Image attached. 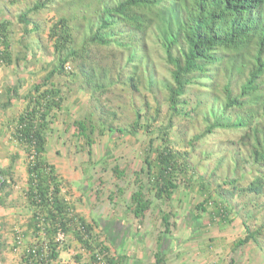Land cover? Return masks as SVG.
<instances>
[{
  "label": "trees",
  "instance_id": "1",
  "mask_svg": "<svg viewBox=\"0 0 264 264\" xmlns=\"http://www.w3.org/2000/svg\"><path fill=\"white\" fill-rule=\"evenodd\" d=\"M20 64L28 77L5 87L0 110L23 99L7 125L24 153L21 196L29 209L16 243L37 238L27 241L22 264H62L58 234L86 251L87 264L129 263L101 241L99 220L75 211L46 155L70 84L90 95L89 109L64 121L89 156L96 134L148 137L147 186L136 174L130 194L135 218L142 220L153 200L169 202L185 188L201 196L193 208L209 211L211 222L240 217L244 234L235 247L254 243L264 251V0H0V66ZM124 90L143 101L132 103L122 126L106 95L121 99ZM18 158L11 153L0 164V208L15 205ZM112 170L121 175L118 166ZM171 216L161 210L153 264H169ZM99 231L106 242L113 234L110 224ZM5 247L0 236V260Z\"/></svg>",
  "mask_w": 264,
  "mask_h": 264
},
{
  "label": "rangeland",
  "instance_id": "2",
  "mask_svg": "<svg viewBox=\"0 0 264 264\" xmlns=\"http://www.w3.org/2000/svg\"><path fill=\"white\" fill-rule=\"evenodd\" d=\"M33 74H37V71ZM27 77L23 64L17 69L0 66V100L7 85H14L18 79ZM25 87L22 86L19 91L23 93ZM70 88L71 91L65 96L64 109L59 111L58 118L51 124L46 155L62 177V191L75 211L87 221L99 220L100 228L95 226L94 230L99 232V238L104 244H110L111 252L125 254L128 264H153L157 236L163 230L160 222L163 210L170 211L172 215V225L164 243L169 264H264V251L254 243L234 246L235 241L244 234L239 216L225 224L211 222L209 211L194 210L193 207L201 196L188 189L176 190L169 202L159 203L153 200L144 218H135L130 209V194L136 188L133 181L136 174L141 177L144 188L147 186L143 159L148 137L141 132L136 135L109 132L104 135L96 134L92 154L89 156L87 146L82 143L83 139L73 134V128L65 129L64 121L69 123L83 115L89 109L90 95L74 84H70ZM122 93L124 97L121 99L108 93L106 103L118 115L115 124L124 126L132 117V103V106L138 108L143 98L135 95L131 101V95L125 97V90ZM22 107L23 99L19 98L13 100L6 110H0V164L6 165L11 153L19 156L14 174L18 181L11 195L15 205L0 208V236L6 243L0 264H22L20 255L27 241L37 240L34 235L29 234L25 239L19 236L20 242L16 243L15 237L16 232L26 230L25 220L29 209L21 196L25 176L24 153L10 137L7 125ZM115 165L122 170L119 177L113 173ZM149 196L152 198V195ZM236 203L239 204L233 198L231 204ZM188 214L190 218L186 217ZM109 224L113 234L109 235L106 242L99 230L104 231ZM57 239L62 244L59 257L62 264L90 262L86 251L69 236L58 234ZM116 246L120 248L114 250ZM78 254L81 255L79 261L75 256Z\"/></svg>",
  "mask_w": 264,
  "mask_h": 264
}]
</instances>
